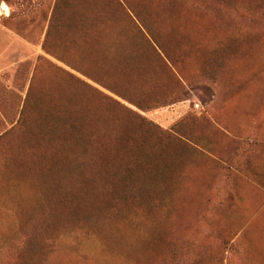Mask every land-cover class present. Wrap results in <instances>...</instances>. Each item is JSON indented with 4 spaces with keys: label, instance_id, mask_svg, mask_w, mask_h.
I'll return each mask as SVG.
<instances>
[{
    "label": "rangeland",
    "instance_id": "obj_1",
    "mask_svg": "<svg viewBox=\"0 0 264 264\" xmlns=\"http://www.w3.org/2000/svg\"><path fill=\"white\" fill-rule=\"evenodd\" d=\"M0 264H264V0H0Z\"/></svg>",
    "mask_w": 264,
    "mask_h": 264
},
{
    "label": "trees",
    "instance_id": "obj_2",
    "mask_svg": "<svg viewBox=\"0 0 264 264\" xmlns=\"http://www.w3.org/2000/svg\"><path fill=\"white\" fill-rule=\"evenodd\" d=\"M74 129V132H76L77 133V129H76V126H74L73 127ZM80 142V141H79ZM65 146H66V144H65ZM69 148H72V147H69ZM69 148H67V149H69ZM83 148V147H82ZM87 154H88V156H89V153L87 152ZM91 156H92V154H91ZM98 158H99V156H98ZM84 162H86V161H84ZM92 162V161H91ZM86 164V163H85ZM103 166V165H102ZM83 167L84 166H81V167H79L78 165L76 166V169H80V170H82L83 171ZM97 170H95L94 172H96ZM93 173V172H92Z\"/></svg>",
    "mask_w": 264,
    "mask_h": 264
},
{
    "label": "bare ground",
    "instance_id": "obj_3",
    "mask_svg": "<svg viewBox=\"0 0 264 264\" xmlns=\"http://www.w3.org/2000/svg\"><path fill=\"white\" fill-rule=\"evenodd\" d=\"M82 147L84 148V146H82ZM87 148H88V147H87ZM91 153H92V152H91ZM89 154H90V153H89ZM87 155H88V154H87ZM61 156H62V155H61ZM63 156H64V154H63ZM89 156H90V155H89ZM86 158H87V157H86ZM88 158H89V157H88ZM88 158H87V159H88ZM66 164H67V163H66Z\"/></svg>",
    "mask_w": 264,
    "mask_h": 264
}]
</instances>
